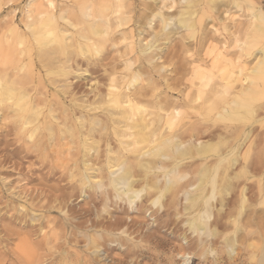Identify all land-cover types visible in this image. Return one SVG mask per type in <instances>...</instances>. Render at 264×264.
I'll use <instances>...</instances> for the list:
<instances>
[{"label":"rangeland","instance_id":"obj_1","mask_svg":"<svg viewBox=\"0 0 264 264\" xmlns=\"http://www.w3.org/2000/svg\"><path fill=\"white\" fill-rule=\"evenodd\" d=\"M193 1L190 30L179 23L186 0H0V43L23 36L36 69L33 77L21 73L33 96L27 124L0 111V264H264V72L252 88L255 97L244 95L251 86L243 82L256 77L252 69L264 57V26L256 27L244 0ZM253 1L264 11V0ZM30 4L44 18L56 16L52 27L63 32L67 55L47 57L37 49L34 35L44 23L34 10L28 15ZM31 18H38L32 30ZM6 68L0 64V78L10 83L13 71ZM110 84L122 105L112 103ZM236 92L252 108L217 120ZM175 109L180 115L170 130ZM141 116L147 140L132 128ZM223 134L235 139L222 143ZM172 140L182 152L199 142L217 149L208 159L188 155L176 162L170 152H157L160 145L173 150ZM235 143L237 163L222 165L212 194L200 185V172ZM173 167L180 179L161 196L164 172ZM112 179L119 191L126 181L140 194L120 195ZM196 185L203 192L198 201ZM202 218L204 230L197 231L191 224Z\"/></svg>","mask_w":264,"mask_h":264},{"label":"bare ground","instance_id":"obj_2","mask_svg":"<svg viewBox=\"0 0 264 264\" xmlns=\"http://www.w3.org/2000/svg\"><path fill=\"white\" fill-rule=\"evenodd\" d=\"M245 2H247V3H249L250 4V6H251V11H252V13H253V17H254V20L256 21V23H258V25L256 26V27H260V26H264V11L260 8L261 6H257L256 4H255V2L253 1V0H244ZM2 2V1H1ZM32 2V1H31ZM30 2V3H31ZM186 2H187V8L180 14V16H179V23H180V25H182V26H185V27H189V29L191 30L192 29V27H193V25H194V22H195V20H196V17H197V14L195 13V12H193V13H190L189 12V10L190 9H193L192 7H194V5H193V3H194V1L193 0H186ZM3 3V2H2ZM113 3V2H112ZM53 4H55V3H53ZM102 4H104V3H102ZM51 5V4H50ZM105 5V4H104ZM109 5V4H108ZM186 5V4H185ZM28 6V5H27ZM52 6V5H51ZM106 6V5H105ZM111 6H113V5H111ZM85 7V6H84ZM101 7V6H100ZM34 7L32 6V4H30L29 6H28V11H27V13H28V15L29 14H31L32 13V15H33V9ZM54 8V7H53ZM98 8V7H97ZM26 9V8H25ZM39 9V8H38ZM83 9V8H82ZM86 9V8H85ZM88 9V8H87ZM90 9H91V6H90ZM90 9H89V11H90ZM35 11V10H34ZM39 11V10H38ZM38 11H35L37 14V16H38V18L40 19V21L39 22H41V23H44V28H43V30L37 35H34V38H35V41L37 42V49H41V53H42V55H44V56H50V55H57V54H60V55H67V53H68V46H67V44H66V41H65V39H64V35H63V32H62V34L59 32V31H57V30H55L53 27H52V25H53V21L56 19V16L55 15H53V14H48V16H47V18H44L43 17V13H42V11L41 12H38ZM46 11V10H45ZM48 11V10H47ZM73 12H74V10H72ZM91 11H93V10H91ZM99 11V10H98ZM98 11H96V12H98ZM103 11V10H102ZM104 11H106V10H104ZM81 12V11H80ZM111 12H113V11H111ZM26 13V12H25ZM24 13V14H25ZM82 13V12H81ZM86 13H88V11L86 12ZM90 13V12H89ZM99 13V12H98ZM67 14V13H66ZM83 14H84V12H83ZM112 15H113V13H111ZM27 15V14H26ZM125 15H126V13H125ZM68 16V15H67ZM111 16V15H110ZM115 16H116V14H115ZM61 17V16H60ZM83 17V16H82ZM86 17H90V15H86ZM94 17V16H93ZM113 18H114V15L112 16ZM252 17V16H251ZM252 17V18H253ZM38 18H31L32 19V23H30V24H27V28L28 29H31V27H33L34 25H36V20L38 19ZM79 18V17H78ZM126 18V17H125ZM169 18V17H168ZM67 19V18H66ZM97 19V18H96ZM106 19V18H105ZM108 19V18H107ZM63 20V19H62ZM92 20H93V18H92ZM116 20V19H115ZM29 21V20H28ZM66 21H68V20H66ZM109 20H107V22H108ZM122 21H126V19H122ZM229 21V20H228ZM78 22V21H77ZM93 22H95L94 20H93ZM111 22V21H110ZM109 22V23H110ZM114 22V21H113ZM54 23H56V22H54ZM115 23V22H114ZM122 23V22H121ZM72 24V23H71ZM93 24V23H92ZM100 24V23H99ZM112 24V23H111ZM111 24H109V25H111ZM250 24V23H249ZM55 25V24H54ZM72 25H74V24H72ZM95 25V24H94ZM41 26V25H40ZM39 26V27H40ZM91 26V25H90ZM102 26V25H101ZM113 26V25H112ZM43 27V26H42ZM56 27V26H55ZM94 27V26H93ZM118 27V26H117ZM167 27H169V25H166V28ZM26 28V29H27ZM71 29H72V27H70ZM74 28V27H73ZM76 28V27H75ZM33 29V28H32ZM31 29V30H32ZM42 29V28H41ZM58 29V28H57ZM96 29H93V28H91V32H92V34L93 33H95V35L97 34V32L95 31ZM12 32H14V33H18V30H17V28H15V27H13L12 28ZM82 32H84V31H82ZM103 33V32H102ZM105 33H106V31H105ZM246 33V32H245ZM66 34V33H65ZM21 35V34H20ZM78 35V34H77ZM194 35H196V34H194ZM238 35V34H237ZM80 36V35H79ZM192 36V35H191ZM19 38L18 39H16V40H6V41H3L2 43H0V64H5V66H7L8 68H6V70L8 71V70H10V71H13V73L12 74H10V77H11V82L10 83H8V81L9 80H6V78H4V77H1L0 78V111L2 112H4V111H9V113H8V117H15V118H21L22 120H23V124L25 125V124H27V119H26V115L30 112V111H33V108H32V105H33V96H32V94H31V91H28L27 89H26V86H27V82H25V78L24 77H22L21 76V73L22 72H26V73H28V74H30L32 77L34 76V71L36 70L35 68H34V58H33V53H32V48H31V46H30V43L28 42V40H26V39H24V38H22V37H20V36H18ZM92 37V36H91ZM90 37V38H91ZM102 37V36H101ZM104 37V36H103ZM133 37V36H132ZM85 37H83V39H84ZM246 38V37H245ZM245 38H244V40H245ZM248 39V38H247ZM132 41V40H131ZM90 43V42H89ZM134 43V42H133ZM247 43V42H246ZM243 44V43H242ZM240 45H241V43H240ZM75 46V45H74ZM89 47V49H92L91 47H90V45L88 46ZM46 50H49L47 53H43V52H45ZM81 50V49H80ZM83 50V49H82ZM81 50V51H82ZM93 51V50H92ZM134 51V50H133ZM93 52H97V51H93ZM140 53H142V52H140ZM255 61H256V59H255ZM257 62V61H256ZM255 62V63H256ZM200 71H202V70H200ZM243 71V70H242ZM203 72V71H202ZM240 72V71H239ZM262 72H264V57H263V59H261V60H258V62L256 63V65H255V67L252 69V76L253 75H256V77H244V79L246 80V81H243V82H247V81H249L248 83L250 84V86L251 87H249L248 86V88H246V90L247 91H245L244 92V95L246 96V95H251V96H253V92H252V88L253 87H255L256 86V84H257V77L262 73ZM36 75V74H35ZM262 75V74H261ZM38 76V75H37ZM207 78V77H206ZM235 78V77H234ZM39 79H41V77H40V75H39ZM201 80H202V78H201ZM233 80V79H232ZM208 81V80H207ZM242 81V80H241ZM115 84V83H114ZM29 85V84H28ZM38 85V84H37ZM117 85V84H116ZM207 85V84H206ZM230 86V85H229ZM112 85L110 84V86H109V91H110V93H111V91H112ZM115 87V86H114ZM110 88H111V90H110ZM115 88H117V87H115ZM114 88V89H115ZM119 88V87H118ZM207 88V87H206ZM118 89H116V92H114L113 91V93H111V95H110V97H111V101H112V103H114V104H116V105H122V102H121V99H120V94L118 95V94H114V93H117V92H119V91H117ZM200 90V89H199ZM244 90V89H243ZM251 90V91H250ZM109 91H108V93H109ZM202 91V90H201ZM237 91V90H236ZM217 92V91H216ZM241 92H243L242 90H241ZM237 94H239L238 92H236ZM217 94H219V93H217ZM233 94V93H232ZM241 94V93H240ZM240 94L239 95H237L236 97V101L234 100V101H232L231 103H229V104H227V106L221 111V112H219L218 114H217V120H220V119H227V118H229V117H232V116H234L236 113H235V110L236 109H238V108H240V107H249V108H252V106H250V105H246V104H244L243 103V105H241L240 104V101H239V99H240ZM224 95V94H223ZM223 95H220V96H222L223 98H225V95L223 96ZM216 96V95H215ZM233 96V95H232ZM222 97H220V99L222 98ZM253 97H255V96H253ZM122 99H123V97H121ZM224 101V100H223ZM225 101H227V99L225 100ZM202 102V101H201ZM229 102H230V100H229ZM247 102V101H246ZM242 103V102H241ZM250 104V103H249ZM226 105V104H225ZM220 106V105H219ZM255 108V107H254ZM133 109H135V108H133ZM211 109V108H210ZM210 109L208 110V113H209V115H210V113L213 111L212 109H211V112H209L210 111ZM262 109V108H261ZM137 110V109H136ZM164 110V109H163ZM176 110V109H175ZM174 110V111H175ZM195 110V109H194ZM255 110V109H254ZM249 111V115L248 116H250L249 117V119L250 118H252V117H254L255 116V111ZM264 110V109H263ZM135 111V110H134ZM146 111V110H145ZM141 112V111H140ZM264 112V111H263ZM40 113V112H39ZM138 113V112H137ZM142 113V112H141ZM143 113H144V115H145V112L143 111ZM165 113V112H164ZM166 113H167V111H166ZM208 113H207V115H208ZM1 114V113H0ZM4 114H6V113H4ZM169 113H167V115H168ZM262 114V113H261ZM2 115V114H1ZM0 115V116H1ZM39 115V114H38ZM143 115V116H144ZM148 116H149V114H147ZM163 115V114H162ZM180 115V111H178V110H176L174 113H173V118L171 117V118H167V122H166V125L170 128V130H172L171 128H172V126H173V121H174V119L177 117V116H179ZM208 115V116H209ZM137 116H139L138 114H137ZM147 116V117H148ZM164 116V115H163ZM171 116V115H170ZM264 116V115H263ZM140 117V116H139ZM142 117V116H141ZM145 117V116H144ZM144 117H142V119L140 120V121H135V119H134V123H132L133 124V127H132V125H131V127L132 128H134V129H139L140 130V134L142 135V137L144 136V138H145V136L146 135H144V134H146V132H145V129L147 128L148 129V127H146V123L144 124V122H147L146 121V119L144 118ZM5 118V117H4ZM131 118V117H130ZM138 118V117H137ZM160 118V117H159ZM263 118V117H262ZM8 119V118H7ZM144 119H145V121H144ZM161 120H163L162 119V117L160 118ZM254 119V118H253ZM131 120V119H130ZM137 120H139V119H137ZM148 120V119H147ZM155 120V119H154ZM133 121V120H132ZM159 121V120H158ZM165 120H163V122H164ZM150 122V121H149ZM256 122V121H255ZM254 122V123H255ZM130 123V124H131ZM151 123V122H150ZM150 123H149V125H150ZM158 124H159V122H158ZM162 124V123H161ZM262 124L264 125V119L262 120ZM147 125H148V123H147ZM163 126V125H162ZM161 126V130L163 131V127ZM150 127V126H149ZM203 128H206V127H203ZM157 129H159V125H158V128ZM207 129V128H206ZM169 130V131H170ZM199 130H200V128H199ZM242 130V129H241ZM138 131V130H137ZM167 131V130H166ZM224 131V130H223ZM239 131H240V129H239ZM238 131V132H239ZM134 132H136V131H134ZM145 132V133H144ZM203 133H204V131H202ZM237 132V133H238ZM133 133V132H132ZM156 133V132H155ZM159 133V132H158ZM163 133V132H162ZM166 133V132H165ZM206 133V132H205ZM224 133V132H223ZM227 133V132H226ZM226 133H225V135H226ZM230 133V132H229ZM240 133H241V131H240ZM249 133H250V131H249ZM154 134V133H153ZM168 134H171V133H168ZM214 134V133H213ZM218 134V133H217ZM241 134H243V133H241ZM33 135V134H32ZM32 135L30 136V137H32ZM134 136H135V134H133ZM132 135V136H133ZM164 135V134H163ZM211 135V134H210ZM218 135H220V134H218ZM217 135V136H218ZM133 136V137H134ZM150 136V135H149ZM156 136V135H155ZM167 136V135H166ZM165 136V137H166ZM176 136H178V135H176ZM175 136V137H176ZM227 136H228V134H227ZM226 136V137H227ZM245 136H247V138H248V136H249V134H246L245 133ZM253 136V135H252ZM137 137V136H136ZM136 137H134V139L136 140ZM141 137V140L143 139ZM164 137V139H167V138H165ZM168 137V136H167ZM171 137H173V136H171ZM213 137V136H212ZM212 137H211V139H212ZM223 138H224V134H223V136H222ZM139 138L140 137H138L137 139L139 140ZM147 138H148V136H147ZM153 138V137H152ZM170 138V137H169ZM168 138V139H169ZM174 138V137H173ZM193 138H194V136H193ZM196 138V137H195ZM198 138V137H197ZM217 138V137H216ZM221 138V137H220ZM237 138V137H236ZM133 139V140H134ZM146 139V138H145ZM159 139V138H158ZM157 139V140H158ZM171 139V138H170ZM169 139V140H170ZM210 139V140H211ZM227 139L228 140H234L235 139V135L233 136V135H231V136H228L227 137ZM242 139V138H241ZM147 140V139H146ZM146 140H144L143 139V143H145V142H147ZM156 140V141H157ZM200 140V139H199ZM217 140V139H216ZM228 140H225V138L224 139H222V143L223 142H226V141H228ZM137 141V140H136ZM149 141V140H148ZM159 141V140H158ZM176 141V140H175ZM178 141V140H177ZM194 141H195V139H194ZM204 141V140H203ZM207 141V140H206ZM215 141V140H214ZM248 141V140H247ZM138 142V141H137ZM173 142H174V140H172V141H170L169 143L171 144V146L170 147H172L173 148V150H171V151H169L168 150V152L166 151L165 152V150L163 149V147L161 146H159L158 147V149H157V152H158V155L160 156V155H164V153H169L170 152V154H171V156H170V158L171 159H175L176 160V162L177 161H179V160H181V159H183L184 157H187L188 155H191L190 157L192 158V156L194 157L195 155L196 156H200V158L202 157L203 159H208V155L209 154H211L212 153V151L213 150H215V149H217V148H215V147H217V146H215V145H213V144H209V143H205V142H199L198 144H195L193 147H191L190 146V148L189 149H187L186 150V152L184 153V152H182L181 150H183V149H179V145H178V143L175 145H172L173 144ZM190 142V141H189ZM197 142V141H196ZM195 142V143H196ZM221 142V141H220ZM231 142V141H230ZM233 142V141H232ZM140 143V142H139ZM150 143V142H149ZM161 143V142H160ZM213 143V142H212ZM222 143H220V145H222ZM239 143V142H238ZM238 143L236 144H234L233 145V148L231 149V150H229V151H226V152H224V153H222V154H218V156L216 157V161H215V163L213 162V164L211 165H209V166H207L206 168H204L201 172H200V180H201V183H200V185H203V188H204V186H211L212 187V189L214 190L213 191V193L212 194H214L215 193V191H217V186H218V180H217V178H218V175H219V170L220 169H222L221 167H222V165L226 162V161H229V163H232L233 165L234 164H236L237 163V160H236V158H235V156H234V147H238L239 145H238ZM134 144V146L136 147V145H135V143H133ZM137 144V143H136ZM146 144H148V143H146ZM140 145V144H139ZM152 144H149V146H151ZM156 145V144H155ZM155 145H154V147H155ZM138 146V145H137ZM148 146V145H147ZM153 146V145H152ZM169 146V145H168ZM232 146V145H231ZM139 147V146H138ZM137 147V148H138ZM142 147V146H141ZM141 147H139V150H140V148ZM250 147V146H249ZM136 148V150L137 151H139L138 149ZM143 148V147H142ZM185 148V147H184ZM150 149L152 150V147H150ZM142 150V149H141ZM150 150V151H151ZM155 150V149H154ZM164 152H163V151ZM133 152H135V148H134V151ZM136 153V152H135ZM147 153V152H146ZM215 153V152H214ZM242 153V152H241ZM137 154V153H136ZM169 154V155H170ZM168 155V156H169ZM144 156V155H143ZM153 157V156H152ZM157 157V156H156ZM155 157V158H156ZM187 159V158H186ZM199 159V158H198ZM241 159H242V157H241ZM140 160V159H139ZM247 161V160H246ZM146 162V161H145ZM135 163V162H134ZM143 163V162H142ZM141 163V164H142ZM212 163V162H211ZM242 163V162H241ZM258 163V162H257ZM137 164L138 163H136V167H137ZM140 164V163H139ZM138 164V165H139ZM159 164V163H158ZM163 165V164H162ZM246 165V164H245ZM252 165H253V163H252ZM120 166H122L123 167V164L122 165H120ZM119 166V167H120ZM224 166V165H223ZM142 167H144V168H142V169H151V165L149 164V162H148V164H146V163H144L143 165H142ZM153 167V166H152ZM157 167V166H156ZM164 167V166H163ZM162 166H161V168H163ZM166 167V166H165ZM245 167V166H244ZM258 167V166H257ZM126 168V171L128 172V174H129V179H131L132 177H137L136 175L134 176V174L136 173V172H134L135 170H134V167H132L131 165H130V167L129 166H126L125 167ZM255 168V167H254ZM226 169V168H225ZM259 169H260V167H259ZM121 170V169H120ZM144 170V171H145ZM146 170V171H147ZM176 167H173L171 170H165V172H164V176H165V178H166V183L163 185V187L161 188V191H160V193H161V196H163L164 194H166L167 192H170L173 188H174V186H175V181L174 180H179L180 178H179V175H181L182 173H180V174H178V173H176V174H174L175 172H176ZM245 170H247L246 168H244L243 169V171H245ZM122 171V170H121ZM242 171V172H243ZM178 172H179V170H178ZM241 172V173H242ZM246 172V171H245ZM239 173V172H238ZM244 173V172H243ZM252 173V172H251ZM255 175H256V173H254ZM125 175V174H124ZM236 175H237V173H236ZM257 175H259V174H257ZM183 176V175H182ZM222 176V175H221ZM238 177L240 176V173H239V175H237ZM181 177V176H180ZM255 177V176H254ZM224 179H225V177H223ZM237 178V177H236ZM224 179H222V180H224ZM235 179V178H234ZM132 180V179H131ZM260 180V179H259ZM258 180V181H259ZM122 181V180H121ZM173 181H174V183H173ZM262 181V180H261ZM125 182V184H126V186H124V187H126L125 188V190H123L122 188H121V190L119 191L118 189H117V182L114 180V179H112L111 180V182H110V185L121 195V194H123V195H129V194H134L135 196H137L138 194H140L137 190H135V185L133 184V183H131V182H127L126 183V181H124ZM258 184V183H257ZM150 185V184H149ZM200 185H199V187H197V185L195 186V190L197 189H199L200 190V194L198 195V196H196L195 198H197V201L199 200V199H202L201 198V196H203V192H202V188L200 187ZM231 185V184H230ZM119 186H120V184H119ZM122 186V185H121ZM227 186V185H226ZM240 186H242V184L240 185ZM258 186H260V183H259V185ZM261 186H262V182H261ZM193 187V186H192ZM197 187V188H196ZM239 187V186H238ZM244 187H246V186H244ZM244 187H243V189H244ZM147 188H148V186H147ZM259 188V187H258ZM229 189H230V186H228V187H226V191H229ZM242 189V188H241ZM240 189V190H241ZM242 189V190H243ZM246 189V188H245ZM244 189V190H245ZM193 190H194V188H193ZM260 190V189H259ZM204 191V190H203ZM212 191V190H211ZM261 191V190H260ZM260 191H257L258 193L260 192ZM209 192V191H208ZM245 192V191H244ZM244 192H242V194H240V197H241V195H242V199L241 200H243V202L245 203L246 202V200H247V197H245V193ZM262 192H264V189H262ZM259 194H261V193H259ZM201 195V196H200ZM262 195V194H261ZM213 196V195H212ZM212 196H209V198L208 197H206V198H204V200H203V206H204V209L206 208V206L208 205V203H209V200L212 198ZM138 197V196H137ZM188 197V196H187ZM261 197V196H260ZM264 197V196H263ZM130 199V201H131V199H133V197H130L129 198ZM57 200V199H56ZM249 200V199H248ZM133 201V200H132ZM195 201L196 200H191V203L192 204H194L195 203ZM250 202L252 201V200H249ZM255 201V200H254ZM263 201V200H262ZM60 202V201H59ZM63 202V201H62ZM253 202V201H252ZM264 202V201H263ZM130 204H131V202H130ZM263 204V203H262ZM132 205V204H131ZM241 205H243V203L241 204ZM245 205V204H244ZM243 205V206H244ZM242 206V207H243ZM263 206V205H262ZM261 206V207H262ZM241 207V208H242ZM202 210V209H201ZM242 211V210H241ZM199 213H200V211H199ZM240 213V212H239ZM241 214V213H240ZM202 223H205V220L202 218V219H200V222H198L197 220L196 221H194V219H193V222H192V224H191V226H193L197 231H202V230H204L203 229V227H202ZM259 225V224H258ZM198 233V232H197ZM213 236V235H212ZM232 245V244H231ZM231 246L229 245V248L228 249H231L230 248ZM230 251V250H229ZM235 251V248H233L232 247V253H235L234 252ZM25 255V254H24ZM34 256V255H33ZM69 257V256H68ZM67 257V258H68Z\"/></svg>","mask_w":264,"mask_h":264}]
</instances>
